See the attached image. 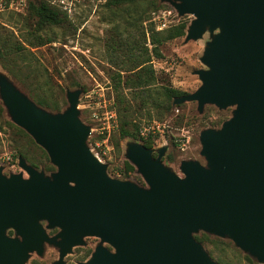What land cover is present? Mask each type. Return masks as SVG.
<instances>
[{
  "label": "water",
  "instance_id": "obj_1",
  "mask_svg": "<svg viewBox=\"0 0 264 264\" xmlns=\"http://www.w3.org/2000/svg\"><path fill=\"white\" fill-rule=\"evenodd\" d=\"M161 1L193 16L185 42L210 36L200 57L205 68L194 70L200 86L173 105L195 101L199 112L205 104L233 107L219 128L200 132L204 163L182 160L179 175L162 162L166 147L153 156L129 142L125 157L145 185L113 178L87 144L81 88L67 89V107L50 112L0 73L10 119L56 168L47 174L22 156L27 176L0 167V264H26L46 243L58 250L53 264H64L87 236L100 242L79 264H219L195 238L199 231L229 238L264 263V0Z\"/></svg>",
  "mask_w": 264,
  "mask_h": 264
},
{
  "label": "rangeland",
  "instance_id": "obj_2",
  "mask_svg": "<svg viewBox=\"0 0 264 264\" xmlns=\"http://www.w3.org/2000/svg\"><path fill=\"white\" fill-rule=\"evenodd\" d=\"M113 1L0 0V45L7 41L11 46L9 53L0 59V73L37 105L41 106L35 100L38 96L60 105L59 111L41 106L50 112H60L67 107V89L81 88L78 109L80 119L90 127L87 144L107 165L109 176L144 185L136 167L125 157L127 143L143 144L144 141L151 142L154 156L157 149L166 147L162 162L182 175L179 169L182 160L204 163L200 155V132L219 128L231 117L233 107L219 109L205 104L199 112L195 101H186L164 113V107H152L143 101L150 102L153 97L164 101L165 86L187 94L194 92L201 84L194 70L205 68L200 57L210 36L205 33L187 42L185 35L171 39L159 46L162 55L156 57L147 29L157 30L155 14L161 9H172L171 5L161 0H122L120 5L114 6ZM41 2L61 12V23L38 28L31 4ZM192 19V15H184L180 20L189 25ZM142 28L146 31V41ZM143 46L151 56L148 62L153 70L150 91L134 93L129 86L121 88L120 92L115 90L117 73L121 72L123 78L126 76L124 69L133 65L134 56L144 52ZM120 97L123 103H119ZM127 105L129 107L124 109ZM121 122H127L126 128L131 131L138 126L136 136L121 137ZM19 156L47 174L56 169L46 151L10 119L0 100V167L4 174L23 171L18 164ZM127 163L133 168L127 167ZM23 174L27 176L25 171ZM7 233L13 235V231ZM196 235L204 237L201 243L213 258L225 264H253L229 238L203 231ZM84 240L86 245L73 247L64 257L65 264L85 261L99 241L92 236ZM57 258V249L46 243L42 256L33 252L25 263L53 264Z\"/></svg>",
  "mask_w": 264,
  "mask_h": 264
},
{
  "label": "trees",
  "instance_id": "obj_3",
  "mask_svg": "<svg viewBox=\"0 0 264 264\" xmlns=\"http://www.w3.org/2000/svg\"><path fill=\"white\" fill-rule=\"evenodd\" d=\"M128 1V0H126ZM114 6H118L122 3V0H115L111 2ZM172 7V6H171ZM132 9V8H131ZM134 9V8H133ZM172 9H174L172 7ZM136 10V9H135ZM31 13H33L34 16H36L37 19V25L38 28L40 27H45V26H51V25H57L61 23L62 21V16L61 12L57 9H54L50 7L46 3H37V4H31ZM184 17V16H183ZM141 23L143 22V17L140 18ZM188 24L187 22L180 20L177 24L170 26L169 28H166L164 30L157 31L154 29V27H150L147 29V32H149V43L152 45V52L154 56L156 57H161V52L159 49V46L162 45L163 43L183 36L185 35L186 28ZM141 34L144 37V41L147 40L146 37V31L144 28L141 30ZM130 42H127V45H129ZM10 44L5 41L0 45V59L4 58L8 53L10 49ZM135 47V45H134ZM131 47L130 49H132ZM144 52L140 55L134 56V59L132 60L133 65L131 67H127L125 70L126 76H122L121 72H118V80L117 83H115V90L121 91V88L129 86L131 89H133L134 93H145L147 94L148 91H150L151 86L149 83H151V77L153 75V70L150 65H148V62L150 61V57L148 53V48L146 46H143ZM158 93V92H157ZM164 94V101L161 100L159 101V98L153 97L150 102L148 101H143V104L149 103L152 105V107L160 108L161 106L164 107V113H167L172 110V108L178 107V105H173V100L176 97L182 96L184 94H187L186 92L171 88V87H164V91L162 92ZM38 104L41 106H45L47 108H50L55 111H59L61 109L60 105L57 102H50L48 100L42 99L40 96L35 99ZM119 103H123L122 97L119 99ZM127 106H124V109H126ZM121 108V107H120ZM122 109V108H121ZM161 109V108H160ZM163 110V109H162ZM163 113V114H164ZM128 123L126 122H121L120 125V133L121 137H125L128 135H131L132 137L136 136L138 126H135V129L131 131L130 129L126 128ZM143 145H145L147 148H150L151 142L150 141H144ZM127 167L133 168L132 165L127 163ZM51 171V169L49 170ZM206 233V232H205ZM195 238L199 241L202 242L204 241V237L194 235ZM211 256V254H210ZM212 257V256H211ZM250 262L253 264H257L252 261V257H250L248 254L245 256ZM213 258V257H212ZM216 260L219 264H225L224 261L218 259V258H213ZM255 260V259H253Z\"/></svg>",
  "mask_w": 264,
  "mask_h": 264
},
{
  "label": "built area",
  "instance_id": "obj_4",
  "mask_svg": "<svg viewBox=\"0 0 264 264\" xmlns=\"http://www.w3.org/2000/svg\"><path fill=\"white\" fill-rule=\"evenodd\" d=\"M183 16H179L175 9L159 10L153 20L157 30H163L170 25L178 23Z\"/></svg>",
  "mask_w": 264,
  "mask_h": 264
},
{
  "label": "flooded vegetation",
  "instance_id": "obj_5",
  "mask_svg": "<svg viewBox=\"0 0 264 264\" xmlns=\"http://www.w3.org/2000/svg\"><path fill=\"white\" fill-rule=\"evenodd\" d=\"M154 156V155H153ZM145 185V184H144ZM52 230H54V229H52ZM55 232H53V233H49V231H51V230H48V234L50 235V236H52V235H54V234H56L57 232H58V229L57 228H55ZM9 231H12V230H9ZM87 237H91V236H87ZM92 237H95V236H92ZM97 238V237H96ZM84 239H85V237H84ZM99 239V238H98ZM99 242H100V239H99V241H98V243L95 245V247H94V249L91 251V253H90V255L88 256V258L86 259V260H88L89 258H90V256H91V254H92V252L95 250V248H96V246L99 244ZM84 245H86V242L84 243V244H82V245H77V246H84ZM103 246H105V247H107L109 250H113V248L110 246V245H108V244H106V243H103ZM74 247H76V246H74ZM57 249V248H56ZM57 252H58V250H57ZM39 256V255H38ZM58 256H59V253H58ZM58 259V258H57ZM56 259V260H57ZM56 260H54V262L56 261ZM64 260V259H63ZM85 260V261H86ZM53 262V263H54ZM80 262H84V261H80ZM79 262V263H80ZM64 264H65V260H64Z\"/></svg>",
  "mask_w": 264,
  "mask_h": 264
}]
</instances>
